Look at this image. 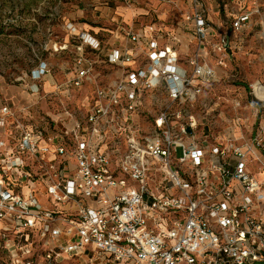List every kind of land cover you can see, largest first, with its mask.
Returning a JSON list of instances; mask_svg holds the SVG:
<instances>
[{"label":"built area","instance_id":"obj_1","mask_svg":"<svg viewBox=\"0 0 264 264\" xmlns=\"http://www.w3.org/2000/svg\"><path fill=\"white\" fill-rule=\"evenodd\" d=\"M250 23L242 12L231 29ZM184 26L199 44L189 74L161 37L118 26L105 51L96 33L67 25L70 87L93 82L86 52L117 69L85 127L0 107V236L11 264H264V107L242 143L197 135L191 108L216 76L201 62L212 36L202 0H191ZM49 71L41 61L30 78ZM258 82L264 89V71ZM156 88L168 102L146 128L139 114Z\"/></svg>","mask_w":264,"mask_h":264},{"label":"rangeland","instance_id":"obj_2","mask_svg":"<svg viewBox=\"0 0 264 264\" xmlns=\"http://www.w3.org/2000/svg\"><path fill=\"white\" fill-rule=\"evenodd\" d=\"M202 2L212 36L201 62L211 66L216 76L203 87L191 108L198 119L197 135L210 142L242 143L264 107L251 88L264 71V0ZM190 5L191 0H0V107L10 105L16 116L26 110L34 124L71 128L79 122L85 127L97 89L111 82L117 69L105 63L102 55L86 52L93 63V82L70 87L75 58L67 31L70 23L96 33L105 51L113 42L111 31L118 26L161 37L163 42L174 43L180 65L189 74L199 45L190 26H184ZM242 12L251 13L250 25L232 30L231 21ZM67 42L68 48L59 50ZM41 61L50 71L36 82L30 74ZM33 84L39 91H29ZM167 99L163 88L146 94L139 114L142 126L151 125V118L159 114ZM13 126L10 123L11 132ZM39 198L45 203V195L40 193ZM11 258L0 236V264H11Z\"/></svg>","mask_w":264,"mask_h":264},{"label":"bare ground","instance_id":"obj_3","mask_svg":"<svg viewBox=\"0 0 264 264\" xmlns=\"http://www.w3.org/2000/svg\"><path fill=\"white\" fill-rule=\"evenodd\" d=\"M184 42L187 43L185 40H184ZM182 44H184V43H182ZM253 86L255 88V93L257 95L259 93L260 95H258V96L264 97V89L260 88L259 83H253Z\"/></svg>","mask_w":264,"mask_h":264},{"label":"crops","instance_id":"obj_4","mask_svg":"<svg viewBox=\"0 0 264 264\" xmlns=\"http://www.w3.org/2000/svg\"><path fill=\"white\" fill-rule=\"evenodd\" d=\"M178 37H180V36H178ZM18 103H21V105H23L24 103H26V101H19ZM3 136H5L4 129L0 128V137H3Z\"/></svg>","mask_w":264,"mask_h":264}]
</instances>
